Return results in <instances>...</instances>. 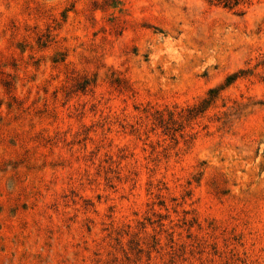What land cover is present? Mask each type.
Returning a JSON list of instances; mask_svg holds the SVG:
<instances>
[{
	"label": "rangeland",
	"instance_id": "obj_1",
	"mask_svg": "<svg viewBox=\"0 0 264 264\" xmlns=\"http://www.w3.org/2000/svg\"><path fill=\"white\" fill-rule=\"evenodd\" d=\"M0 264H264V0H0Z\"/></svg>",
	"mask_w": 264,
	"mask_h": 264
},
{
	"label": "trees",
	"instance_id": "obj_2",
	"mask_svg": "<svg viewBox=\"0 0 264 264\" xmlns=\"http://www.w3.org/2000/svg\"><path fill=\"white\" fill-rule=\"evenodd\" d=\"M216 2L218 4L223 5L226 8L229 9H235V8H239L241 6H244L246 3H250V0H216ZM216 93L215 89L210 90L209 94L211 95L212 98H214V94ZM204 109H200L198 107H194L192 109H190L189 111H191L190 113H195V115L199 114L200 112H202ZM171 118L169 119V121H164L163 116H161L160 118V122L161 124L165 127V129L170 130L172 129V123H176V120L173 119V115L171 113Z\"/></svg>",
	"mask_w": 264,
	"mask_h": 264
}]
</instances>
